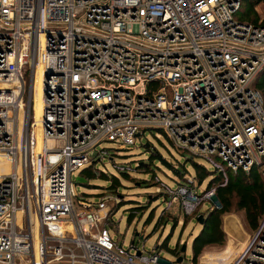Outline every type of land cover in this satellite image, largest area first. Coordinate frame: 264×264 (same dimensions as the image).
Returning <instances> with one entry per match:
<instances>
[{"label":"built area","instance_id":"1","mask_svg":"<svg viewBox=\"0 0 264 264\" xmlns=\"http://www.w3.org/2000/svg\"><path fill=\"white\" fill-rule=\"evenodd\" d=\"M239 1L0 0V264L185 263L117 244L109 196H79L72 176L102 142L129 149L153 128L231 170L260 162L264 24L235 20ZM181 194L189 213L200 196ZM201 264H264V218L226 262Z\"/></svg>","mask_w":264,"mask_h":264},{"label":"rangeland","instance_id":"2","mask_svg":"<svg viewBox=\"0 0 264 264\" xmlns=\"http://www.w3.org/2000/svg\"><path fill=\"white\" fill-rule=\"evenodd\" d=\"M260 8L262 4L256 5L254 9L258 11ZM244 10L243 5L238 8L239 13ZM28 96V92H24L22 109H25ZM31 101L32 96L30 113ZM137 137L129 149H114L109 142H102L97 147L101 149L100 155L89 164L75 170L72 176L79 196L92 200L99 197L98 193H101V196H109L104 211L110 219L108 232L117 244L123 248L129 247L131 251L134 249L150 251L159 247L164 262L181 256L184 264H201L206 255L225 253V250L233 256L253 237L264 218V210L256 227L250 228L243 210L233 206L220 216L222 242L204 246L196 259L192 260L191 240L201 229L197 217L202 215L204 218L213 206V195L210 198L202 197L206 192L213 191L212 189L205 191L206 185L214 179L216 167L223 174L229 172L233 174L236 170L225 168L224 165L222 167L214 160L222 163L216 155L203 157L197 152L178 146L163 129H146ZM191 161L203 166L210 174L199 181ZM83 170H88L91 178L84 177L86 175L81 174ZM239 170L247 172L249 169ZM259 173L264 185V168L259 169ZM77 176L82 177L84 182L77 183L75 180ZM110 177L115 178V186H111L114 181L112 182ZM184 186L191 187L201 198L189 213H184L182 207L181 190ZM128 209H131L132 214L129 223L126 220ZM183 243L185 251L180 253L179 249ZM230 246L233 249L228 251Z\"/></svg>","mask_w":264,"mask_h":264},{"label":"trees","instance_id":"3","mask_svg":"<svg viewBox=\"0 0 264 264\" xmlns=\"http://www.w3.org/2000/svg\"><path fill=\"white\" fill-rule=\"evenodd\" d=\"M258 4H262V8L255 11L254 8ZM241 5L245 6V10L240 11L239 13L237 9L234 13L235 20L255 26H261L264 24V0H240L239 7ZM253 86L260 93L264 108V67H262L256 76ZM160 160L167 165L163 159ZM214 160L221 164V166L223 165L217 159ZM191 165L198 174L199 181L205 178L206 175L210 174V171H205L203 166L193 161H191ZM216 168L215 172L217 173H215L214 179H211L205 188V191L210 189L213 190V206H211L205 214L201 229L191 240L190 250L192 253V260L196 259L204 246L219 244L222 242L223 238L220 230V216L223 213L228 212L230 208L235 206L238 209L243 210L250 228L256 227L259 221L258 219L264 210V185L259 175V169L264 168V154L262 155L259 164H253L247 172L236 170L233 174L229 171H226L229 173L223 174L220 169ZM227 170L229 169L227 168ZM87 171L88 170H83L81 174L86 175L84 176L86 178H91V174ZM110 178L112 179V182L114 181L111 186H115V178ZM211 183H213L212 186ZM98 194L99 196L102 195L101 193ZM127 211L126 220L129 223L132 218L130 212L131 209H128ZM232 249L233 248L230 246L228 251H231Z\"/></svg>","mask_w":264,"mask_h":264},{"label":"bare ground","instance_id":"4","mask_svg":"<svg viewBox=\"0 0 264 264\" xmlns=\"http://www.w3.org/2000/svg\"><path fill=\"white\" fill-rule=\"evenodd\" d=\"M40 76H41V67L39 64L35 65V69H34V79H33V86H32V108H33V120H34V131H35V136H36V140H35V146L36 149H38L39 146V133H38V117H39V113H40ZM21 116V102H19V106H18V120H20ZM225 253H221L219 254H213V255H206V257L209 258V261H215L216 259H220L222 260V263L226 262L230 257V252H227V250L224 251Z\"/></svg>","mask_w":264,"mask_h":264},{"label":"water","instance_id":"5","mask_svg":"<svg viewBox=\"0 0 264 264\" xmlns=\"http://www.w3.org/2000/svg\"><path fill=\"white\" fill-rule=\"evenodd\" d=\"M146 145H148V144H145V146H146ZM75 180H76V182L79 183V184H81V183L84 182V179H83L82 177H80V176H77V177L75 178ZM203 219H204L203 216H202V215H199V216L197 217V222L201 225ZM134 235H136V234H134ZM179 251H180V253H183V252L185 251V244H184V243L180 246ZM180 260H181V256H178V257L176 258V261L179 262Z\"/></svg>","mask_w":264,"mask_h":264}]
</instances>
